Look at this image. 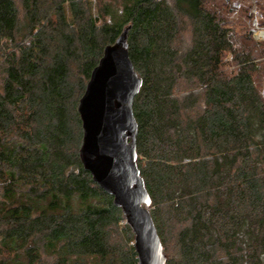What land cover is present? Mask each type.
<instances>
[{"label": "trees", "instance_id": "1", "mask_svg": "<svg viewBox=\"0 0 264 264\" xmlns=\"http://www.w3.org/2000/svg\"><path fill=\"white\" fill-rule=\"evenodd\" d=\"M231 1L0 0V264H139L79 156L80 99L127 27L167 264H264V43Z\"/></svg>", "mask_w": 264, "mask_h": 264}, {"label": "water", "instance_id": "2", "mask_svg": "<svg viewBox=\"0 0 264 264\" xmlns=\"http://www.w3.org/2000/svg\"><path fill=\"white\" fill-rule=\"evenodd\" d=\"M130 28L105 48L80 99L83 138L79 156L93 181L122 210L134 234L139 264H167L150 211L152 200L137 162L139 128L133 105L143 79L130 58Z\"/></svg>", "mask_w": 264, "mask_h": 264}, {"label": "rangeland", "instance_id": "3", "mask_svg": "<svg viewBox=\"0 0 264 264\" xmlns=\"http://www.w3.org/2000/svg\"><path fill=\"white\" fill-rule=\"evenodd\" d=\"M254 3L257 5L258 8V12L260 13V15H262L264 13V11H262V0H232L231 1V5L230 8L232 9V13L230 16V19L232 21H245L246 23L249 24L250 26V30L252 31V20H253V15H252V8L254 6ZM248 6L250 7V10H248L246 12L245 8H248ZM251 14V22L248 18V16ZM263 15H262V19H263ZM261 19V21H262ZM258 43H264V42H258ZM170 252V249L168 248V254Z\"/></svg>", "mask_w": 264, "mask_h": 264}, {"label": "built area", "instance_id": "4", "mask_svg": "<svg viewBox=\"0 0 264 264\" xmlns=\"http://www.w3.org/2000/svg\"><path fill=\"white\" fill-rule=\"evenodd\" d=\"M252 37L256 42H264V26L261 24L262 15L258 12L257 5L254 3L252 8ZM251 61V58L248 59Z\"/></svg>", "mask_w": 264, "mask_h": 264}]
</instances>
